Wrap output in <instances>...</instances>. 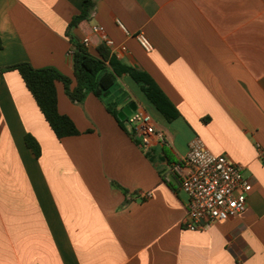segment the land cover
Segmentation results:
<instances>
[{"label": "crops", "instance_id": "crops-1", "mask_svg": "<svg viewBox=\"0 0 264 264\" xmlns=\"http://www.w3.org/2000/svg\"><path fill=\"white\" fill-rule=\"evenodd\" d=\"M82 2L0 0V67L28 62L73 79L67 27ZM93 26L180 116L166 122L128 80L124 100L163 132L144 145L99 98L72 103L57 83L59 112L82 132L57 140L19 74H0V264H264V0H96L91 19L69 34L88 38L96 55L103 43ZM27 133L40 144L38 159ZM193 137L252 185L242 214L197 231L183 224L187 197L172 171ZM163 146L177 163H167Z\"/></svg>", "mask_w": 264, "mask_h": 264}, {"label": "trees", "instance_id": "trees-1", "mask_svg": "<svg viewBox=\"0 0 264 264\" xmlns=\"http://www.w3.org/2000/svg\"><path fill=\"white\" fill-rule=\"evenodd\" d=\"M95 2L96 0H83L80 13L72 17L67 27V33L72 44L70 57L73 79L54 67L34 68L28 62L0 67V74L10 71H16L19 74L57 140L82 134L74 121L58 110L57 83L62 84L65 95L72 103L82 104L88 94H93L99 98L104 103L107 112L125 131L123 121H120L117 115L133 100L119 99L114 94V87L118 79L126 78L135 84L140 92L141 102L157 111L166 122L169 123L180 116L177 109L147 72L121 63L104 44L97 48V54L94 55L77 38L69 35L70 31L81 22L91 19ZM105 94L107 95L104 96ZM128 136L135 139L133 129L132 132L128 133ZM24 143L34 158L38 159L41 156L40 144L31 134L27 133L24 136ZM161 151L168 164L177 163L167 147L163 146Z\"/></svg>", "mask_w": 264, "mask_h": 264}, {"label": "built area", "instance_id": "built-area-1", "mask_svg": "<svg viewBox=\"0 0 264 264\" xmlns=\"http://www.w3.org/2000/svg\"><path fill=\"white\" fill-rule=\"evenodd\" d=\"M118 26L126 32L121 23ZM92 32L99 33L101 42L114 54V43L105 35L102 27L93 26ZM134 37L144 51L152 50L153 45L143 32L136 33ZM89 42L88 38L82 41L86 47ZM126 120L141 144H150L152 136L163 137V132L157 130L151 115L138 105ZM172 171L178 176L180 187L187 197L183 221L186 229L206 230L214 223L235 218L246 210L252 185L243 177L239 166L227 156L211 152L200 137L190 140L182 164L173 165ZM146 196L150 197L151 194Z\"/></svg>", "mask_w": 264, "mask_h": 264}, {"label": "rangeland", "instance_id": "rangeland-1", "mask_svg": "<svg viewBox=\"0 0 264 264\" xmlns=\"http://www.w3.org/2000/svg\"><path fill=\"white\" fill-rule=\"evenodd\" d=\"M113 92L119 99L126 98V95L131 92V84L128 81V79L126 78L118 79ZM123 124L125 125V128L129 132L132 131L133 127L127 121H123Z\"/></svg>", "mask_w": 264, "mask_h": 264}, {"label": "water", "instance_id": "water-1", "mask_svg": "<svg viewBox=\"0 0 264 264\" xmlns=\"http://www.w3.org/2000/svg\"><path fill=\"white\" fill-rule=\"evenodd\" d=\"M105 94L104 96H106ZM137 104L136 102L129 103L126 107H124L117 115L120 121H125L127 117L131 115L132 112L136 111Z\"/></svg>", "mask_w": 264, "mask_h": 264}]
</instances>
